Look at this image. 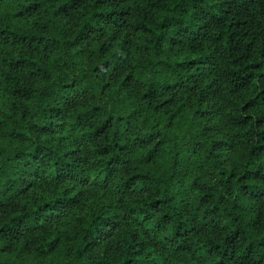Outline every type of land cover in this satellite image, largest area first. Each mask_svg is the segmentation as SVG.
Here are the masks:
<instances>
[{
	"label": "trees",
	"instance_id": "1",
	"mask_svg": "<svg viewBox=\"0 0 264 264\" xmlns=\"http://www.w3.org/2000/svg\"><path fill=\"white\" fill-rule=\"evenodd\" d=\"M0 264H264V0H0Z\"/></svg>",
	"mask_w": 264,
	"mask_h": 264
}]
</instances>
